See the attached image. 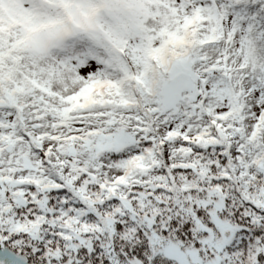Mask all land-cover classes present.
I'll return each mask as SVG.
<instances>
[{
  "label": "snow or ice",
  "instance_id": "6c2138e0",
  "mask_svg": "<svg viewBox=\"0 0 264 264\" xmlns=\"http://www.w3.org/2000/svg\"><path fill=\"white\" fill-rule=\"evenodd\" d=\"M0 264H264V0H0Z\"/></svg>",
  "mask_w": 264,
  "mask_h": 264
}]
</instances>
